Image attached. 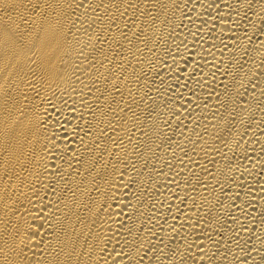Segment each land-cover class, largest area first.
<instances>
[{
	"label": "bare ground",
	"instance_id": "bare-ground-1",
	"mask_svg": "<svg viewBox=\"0 0 264 264\" xmlns=\"http://www.w3.org/2000/svg\"><path fill=\"white\" fill-rule=\"evenodd\" d=\"M0 264H264V0H0Z\"/></svg>",
	"mask_w": 264,
	"mask_h": 264
}]
</instances>
